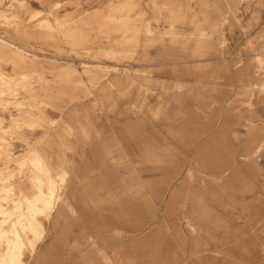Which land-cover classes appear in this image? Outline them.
Listing matches in <instances>:
<instances>
[{
	"label": "rangeland",
	"instance_id": "rangeland-1",
	"mask_svg": "<svg viewBox=\"0 0 264 264\" xmlns=\"http://www.w3.org/2000/svg\"><path fill=\"white\" fill-rule=\"evenodd\" d=\"M0 73L27 264H264V0H0Z\"/></svg>",
	"mask_w": 264,
	"mask_h": 264
},
{
	"label": "bare ground",
	"instance_id": "bare-ground-1",
	"mask_svg": "<svg viewBox=\"0 0 264 264\" xmlns=\"http://www.w3.org/2000/svg\"><path fill=\"white\" fill-rule=\"evenodd\" d=\"M0 128L3 129V127ZM14 160V157L11 156L6 158L7 162ZM27 178L31 184L32 192L23 200L24 203L18 198V192L17 197L9 199L10 202L5 199L0 201V214L11 213L9 225L1 229V235L5 238V243H2V246L0 245V264H27L25 254L28 251L31 254L35 253L41 244L44 221L49 219L48 212L51 210L50 207L54 205L51 200L56 195L54 193L57 192H55V176L47 173L42 175L41 179L36 178L35 180L31 174H28ZM56 201L58 202L59 199ZM9 206L11 208L7 210Z\"/></svg>",
	"mask_w": 264,
	"mask_h": 264
}]
</instances>
